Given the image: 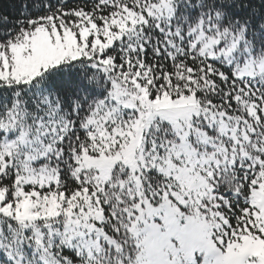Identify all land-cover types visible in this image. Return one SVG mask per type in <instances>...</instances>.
<instances>
[{
  "label": "snow or ice",
  "instance_id": "snow-or-ice-1",
  "mask_svg": "<svg viewBox=\"0 0 264 264\" xmlns=\"http://www.w3.org/2000/svg\"><path fill=\"white\" fill-rule=\"evenodd\" d=\"M0 264H264V0H0Z\"/></svg>",
  "mask_w": 264,
  "mask_h": 264
}]
</instances>
